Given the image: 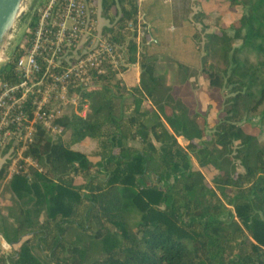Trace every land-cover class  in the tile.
I'll use <instances>...</instances> for the list:
<instances>
[{"label":"trees","instance_id":"obj_1","mask_svg":"<svg viewBox=\"0 0 264 264\" xmlns=\"http://www.w3.org/2000/svg\"><path fill=\"white\" fill-rule=\"evenodd\" d=\"M226 1L244 9L233 33H209L201 49L197 24L210 15L198 12L183 41L196 57L185 70L201 69L211 87L231 93L225 118L208 134V120L192 117L156 73L152 60L163 56L162 43L142 5L102 0L112 25L104 30L118 53L127 45L140 82L121 87L110 68L59 121L61 135L39 133L30 154L44 171L9 182L13 205L0 214V233L18 247L0 264H264V110L258 133L242 125L264 105V0ZM146 100L154 106L140 115ZM87 139L99 142L98 163L81 150ZM193 159L216 169L213 184ZM5 174L6 166L0 180Z\"/></svg>","mask_w":264,"mask_h":264},{"label":"built area","instance_id":"obj_2","mask_svg":"<svg viewBox=\"0 0 264 264\" xmlns=\"http://www.w3.org/2000/svg\"><path fill=\"white\" fill-rule=\"evenodd\" d=\"M33 3L25 5L23 30L17 24L0 52V169L6 166L10 177L43 172L30 154L39 133L61 135L59 121L81 104L82 90L110 68L122 74L126 65L123 47L118 53L101 27L102 0ZM88 106L83 103L82 116Z\"/></svg>","mask_w":264,"mask_h":264},{"label":"rangeland","instance_id":"obj_3","mask_svg":"<svg viewBox=\"0 0 264 264\" xmlns=\"http://www.w3.org/2000/svg\"><path fill=\"white\" fill-rule=\"evenodd\" d=\"M33 2L37 4L38 0H33ZM207 10L209 11L210 18L201 20V22L197 24L201 32V49H203L207 34L219 31L221 29H225L233 33L232 26L242 17L244 13V9L242 7H230L226 0H219L215 1L214 3L211 2V4H209V9ZM101 15V27L104 29V27L112 26L110 21L103 16V11H101ZM26 21L27 19L24 17L18 23V28L20 30H23ZM143 30L144 29H142V33ZM162 38V47L160 49L164 54L163 56H158L152 60L156 66V73L163 77L164 80L173 87V94L177 98H180L186 102V104L189 106L192 117H196L201 124H204L206 119L208 120V134H210L214 130L216 124L225 118L224 109L228 108V105L225 104V102L231 96V93L227 88L220 89L211 87L207 75L201 69L193 68L189 71H186L188 68L186 63H190L189 61H194L196 59L194 52L192 51L193 54H191V56H185L184 52L187 54V52L190 53V50L180 48L179 44L182 42L177 41L180 42L177 44L175 40H164V34L162 35ZM131 39H137V41L140 43V36H133ZM125 47L127 52V45H125ZM141 51V48L137 49L138 56ZM125 58L127 66H124V70L121 69L122 74H119L116 78V80L120 81L121 87H129V85L131 86L135 82L134 78H136L137 81V68L140 67L139 63L133 64L128 62L129 57L127 56V53ZM250 59L254 63L257 62V58L254 55L250 56ZM181 62L186 64V66L183 67V70L179 69L175 65L180 64ZM134 66L136 67V70L134 69ZM129 70L131 73L124 76L123 74L127 73ZM79 106L80 104H77L74 106L75 108L73 110L77 111ZM153 106L154 105L149 100H146L143 103L142 112L140 115H143V113L149 111ZM83 109L84 107L82 106L80 114L83 113ZM89 110L90 108L88 106V110H86L87 114ZM263 110L264 105L260 107L257 112L247 117L251 118V123H247L245 121L242 122V125L248 132H259L260 129L258 120ZM168 112H170L169 109ZM178 141L183 147L188 145V142L183 137H179ZM259 144L261 147H264V132L259 136ZM81 146V150L89 156L92 162L98 163L100 161V157L97 155L99 151L98 141H90L87 139L81 144ZM193 167L202 171L207 182L213 184L214 177L217 174V171L214 167H200L195 159H193ZM11 179L12 177H10L9 174H5L0 180V214L2 212V214H7V209L13 205V195L9 186Z\"/></svg>","mask_w":264,"mask_h":264},{"label":"crops","instance_id":"obj_4","mask_svg":"<svg viewBox=\"0 0 264 264\" xmlns=\"http://www.w3.org/2000/svg\"><path fill=\"white\" fill-rule=\"evenodd\" d=\"M215 1L219 0H172L171 2L164 0H141L140 4L145 11V16H147L146 19L150 32H153L160 40L163 39L162 35L164 34V40H175L177 44L182 42L179 44V47L190 50V53L187 52L186 54L184 52V54L185 56H191L193 50L189 46L185 47L183 44V41H189L192 34L191 24L188 19H192L198 12L209 14L207 10L209 9V4ZM134 69L136 70L135 66ZM137 69V81L134 78L135 82L131 86H136L140 82V67ZM129 73H131L130 70L123 75L125 76ZM17 247L18 245L8 243L0 233V257L5 256L8 258ZM8 264H10L9 261Z\"/></svg>","mask_w":264,"mask_h":264},{"label":"water","instance_id":"obj_5","mask_svg":"<svg viewBox=\"0 0 264 264\" xmlns=\"http://www.w3.org/2000/svg\"><path fill=\"white\" fill-rule=\"evenodd\" d=\"M28 0H0V52L6 40L14 32L15 26L24 17ZM126 53V47H123ZM126 62V59H125Z\"/></svg>","mask_w":264,"mask_h":264}]
</instances>
